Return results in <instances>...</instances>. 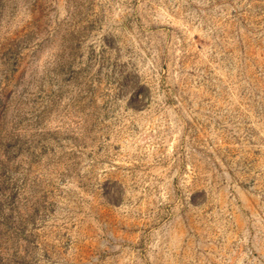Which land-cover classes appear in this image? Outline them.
<instances>
[{
    "label": "rangeland",
    "instance_id": "374dc122",
    "mask_svg": "<svg viewBox=\"0 0 264 264\" xmlns=\"http://www.w3.org/2000/svg\"><path fill=\"white\" fill-rule=\"evenodd\" d=\"M0 264H264V0H0Z\"/></svg>",
    "mask_w": 264,
    "mask_h": 264
}]
</instances>
